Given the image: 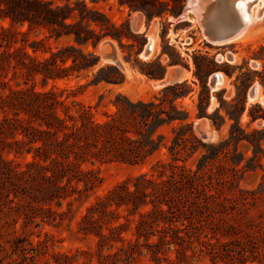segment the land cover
I'll use <instances>...</instances> for the list:
<instances>
[{
	"label": "rangeland",
	"instance_id": "374dc122",
	"mask_svg": "<svg viewBox=\"0 0 264 264\" xmlns=\"http://www.w3.org/2000/svg\"><path fill=\"white\" fill-rule=\"evenodd\" d=\"M18 1L0 0V264H264V119L249 117L251 108L264 111V9L246 35L214 45L193 13L176 19L186 0H70L73 16L66 22L72 27L58 31L86 34L87 44L79 45L72 35L57 37L27 8L37 1L63 7L65 0H29L26 6ZM84 5L90 21L82 19ZM261 6H253L251 16ZM229 8L222 2L210 10L206 25L223 23ZM77 50L93 53L97 66L62 71L57 69L70 60L45 64L52 53L79 56ZM35 59L45 66H35ZM147 64L165 71L163 78L146 77L141 69ZM107 65L123 74L122 84H93ZM197 71L209 91L208 104L201 106L209 118H198ZM215 73L223 81L211 90ZM184 79L182 91H191L174 103L188 113L194 137L190 128L179 132L172 123L157 130L154 139L161 143L153 153L135 143L129 146L133 151L119 149L114 137L97 145L74 141L78 147L68 149L72 164L65 168L58 157L64 151L33 135L38 115L10 100L19 89L37 92L46 103L59 101L42 110L49 122L56 114L68 124L86 116L96 123L113 120L120 130L115 139L136 140L135 132L145 127L131 120L125 98L135 103L157 96L159 104L161 90ZM168 105L159 107L169 110ZM227 112L239 118L238 129ZM17 114L30 121L16 124ZM222 119L220 127L213 125ZM233 125L242 140L230 139ZM22 129L28 138L18 134ZM33 138L44 141L46 156L59 160L49 166L58 177L45 179L49 172L30 165L32 156L44 154H26L36 146Z\"/></svg>",
	"mask_w": 264,
	"mask_h": 264
},
{
	"label": "trees",
	"instance_id": "16d2710c",
	"mask_svg": "<svg viewBox=\"0 0 264 264\" xmlns=\"http://www.w3.org/2000/svg\"><path fill=\"white\" fill-rule=\"evenodd\" d=\"M66 4L63 7L49 5L47 7H44V4L40 3V1L36 2V5H31L29 3V0H20L17 2V5L25 4L27 5V8L38 14L41 17V20L43 21L45 26H49L51 30L56 31L57 37H60L61 35H72L75 42L79 45L87 44L88 38L86 34L77 33L75 31H66V32H60L58 31L60 28H70L72 27L71 24H68L66 21L70 19L73 16V8L71 7V1L65 0ZM24 6V7H25ZM144 9V8H143ZM91 11L84 5V10L81 12L82 19L90 21V17L88 14ZM147 17L153 16V13L150 11H146ZM11 20L13 18L11 17ZM93 22L98 23V20H92ZM104 23H109V21L104 18ZM113 26V25H112ZM85 33H88V30L85 31ZM103 36H106L104 34ZM113 37H117V39L120 40V36L112 35ZM34 49V48H32ZM75 51L76 49L73 48ZM66 51V50H65ZM64 51V52H65ZM79 56H69L68 54H64L63 52L59 51L57 53H52L48 58H46L45 64H53L56 65L57 60L59 59V62L61 64H65L68 60L71 61V65L67 68H58L57 70L66 71L68 69L71 70H77V71H88L95 66H97L99 58L96 57L93 53L92 54H85L81 50H77ZM35 52V50H33ZM58 55H61V57H57ZM23 56L30 61H33V57H31L27 52H23ZM23 67H25L26 64L23 62L19 63ZM35 66L39 67L41 64L38 63L35 59ZM45 66V65H41ZM57 66V65H56ZM48 69V68H47ZM45 68L44 71H50ZM37 73L41 74V72L36 71ZM104 72H108L107 74H104ZM141 72L148 78L151 79H162L164 76L165 71L163 73L155 72L151 68V64L145 65L144 69H141ZM201 72L197 71L195 74L196 77L199 80L200 87H201V94L199 96V113L198 118L202 117H208L205 113V111H201V106L205 103L208 104L209 102V91L206 86V81H202L200 78ZM45 75V74H44ZM50 78H57L59 76L57 75H51ZM93 84H99V83H106V84H112V85H120L124 82V76L119 71L117 67L114 66H105L101 67L95 76H93ZM187 81H184L182 83H176L174 85H168L164 87L160 93L163 94L162 100H160L159 104H156L155 101L158 100L157 96L153 97L152 101L144 102V101H138V102H130L127 98H125V101L127 103V106L130 108V118L131 120L135 122H140L144 125L145 131L144 132H135L136 135H138V139L134 140L127 136H121L119 137V140L116 138V132L119 130V125L116 124L113 120L111 121H105L103 123H96L89 119L87 116L86 118H83L84 120H80V122H77L76 119L71 120V124L67 123V120L64 118H61L59 115H53L52 121L49 122L48 117L46 115H42V110L45 108L53 109V105L59 104V101L54 100L51 103H46L43 100L47 98L46 96L37 93V92H26L24 90H17L11 93L10 100H16L19 104L26 107L27 110H25L24 113H28L31 111H34L36 115L39 117V121L35 120V123L37 125V128L35 127L33 131V135H44L49 139V142L56 150H62L64 151L63 154H60L58 157L60 158V161L57 160V157L50 158V156L47 155V151L43 149L44 141L39 138H33L31 143L36 144L33 148H30L26 150V154L29 155L31 150H41L44 152L43 156H38V160L35 159L34 156H32L33 160L31 161L30 165L38 166L39 169L45 170L50 173V176L48 177L46 174H44V178H50V177H58L50 170L49 166L51 164H56L57 161H59L60 164H64V168L66 166H69L72 164V161L70 159V152H68V149L71 147H78L74 141H78L80 143H85L86 145L90 144V141L97 145L99 141H102L104 139H107L111 137H114L113 145L119 149H126V146L128 147L126 150L133 151V148L129 147L131 144H137V148L143 149L147 153H153L154 151L158 150L160 147V143H156V140L154 137L157 135V130L164 126L169 125L172 123H177L179 125V132L186 130V128H190L189 135L193 136V132L191 130V122L189 119V115L187 112L179 110L178 107L175 105V100L178 98H182L187 96V94L191 91H182L184 87H186ZM169 95H166V94ZM171 96V99L169 98ZM169 98V99H168ZM165 101H169V110L165 109L164 106L159 107L160 105H163ZM243 110V108H241ZM87 114V113H86ZM227 115L230 119L235 120V127L239 128V118L235 119L234 116L231 115L229 112H227ZM249 117L250 122H254L259 118L264 119V111L261 110L259 107L251 108L249 111ZM81 118V116H80ZM23 121H30L26 120L23 117H21L19 114L15 115L14 122L16 124L21 123ZM224 120L222 119L221 123L218 125L217 122L212 121L213 125L215 127H220ZM234 125L230 129V139L231 140H242V136L237 135L236 131L234 130ZM186 133V132H184ZM19 135L22 137L28 138L25 133V130L22 129L20 132H18ZM179 136H184L185 134H178ZM194 137V136H193ZM23 140V138H22ZM21 141H18L22 143ZM25 140V139H24ZM262 139L258 140V148L260 149V143ZM178 141V138H175V142ZM89 142V143H88ZM38 143V144H37ZM40 143V144H39ZM92 145V144H91ZM81 146V145H80ZM65 153V154H64ZM121 160L122 161H129L123 154H121ZM62 172L64 169H61ZM12 176H17L22 173H15L14 171H11ZM61 176L60 178H62ZM115 192V191H114Z\"/></svg>",
	"mask_w": 264,
	"mask_h": 264
},
{
	"label": "bare ground",
	"instance_id": "6f19581e",
	"mask_svg": "<svg viewBox=\"0 0 264 264\" xmlns=\"http://www.w3.org/2000/svg\"><path fill=\"white\" fill-rule=\"evenodd\" d=\"M192 2V4H191ZM258 2H261L263 6L256 9L254 16H251V9L253 6H256ZM211 0H191L188 2L189 6L187 9L184 10V15L187 12H191L195 15L197 21L200 23V19L203 14H208L211 10L209 4ZM264 9V0H237L234 4L233 8H229L227 10V16L224 19L222 25L227 29H235L237 26L241 25L240 31L229 41L232 43L233 41H237V39L243 37L248 33L249 25L253 24L256 20H258L262 14ZM207 40H209L207 38ZM228 42V43H229ZM148 54H142L143 57L147 56ZM217 82L215 88H217L223 81L222 76L220 73L216 74ZM257 93V88L255 87L252 89L251 92V99L255 100ZM261 102H264V95L260 99Z\"/></svg>",
	"mask_w": 264,
	"mask_h": 264
},
{
	"label": "water",
	"instance_id": "95a60500",
	"mask_svg": "<svg viewBox=\"0 0 264 264\" xmlns=\"http://www.w3.org/2000/svg\"><path fill=\"white\" fill-rule=\"evenodd\" d=\"M189 1H191V0H186L185 9L188 8V6H189L188 2ZM236 1L237 0H211L209 7L212 10L213 8H216L217 6H219V4H221L222 2H227L230 5V8H233ZM191 4H192V2H191ZM189 8H190V6H189ZM206 15L207 14L202 15L199 24H200L202 30L206 33V36L209 39V40H207L209 42V44L222 45V44L228 43L240 31L241 25H239L235 29H231V30L224 27L222 25V23L214 24V26H213V24L211 26L206 25V20H207ZM184 17H185V15L183 14V15L178 16V18H176V19L181 20ZM145 54H147V53H145ZM216 74L217 73H215L210 78V81H209V88L211 90L216 89L215 88V85L217 82Z\"/></svg>",
	"mask_w": 264,
	"mask_h": 264
},
{
	"label": "crops",
	"instance_id": "0c3cea01",
	"mask_svg": "<svg viewBox=\"0 0 264 264\" xmlns=\"http://www.w3.org/2000/svg\"><path fill=\"white\" fill-rule=\"evenodd\" d=\"M262 19H264V14H263V16H262ZM185 81L187 80V79H184Z\"/></svg>",
	"mask_w": 264,
	"mask_h": 264
}]
</instances>
